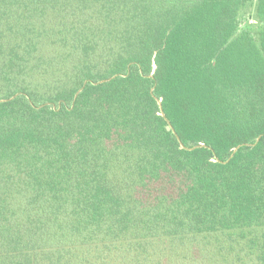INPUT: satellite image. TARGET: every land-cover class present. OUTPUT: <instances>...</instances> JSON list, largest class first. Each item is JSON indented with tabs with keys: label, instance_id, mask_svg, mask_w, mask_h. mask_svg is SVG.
<instances>
[{
	"label": "trees",
	"instance_id": "1",
	"mask_svg": "<svg viewBox=\"0 0 264 264\" xmlns=\"http://www.w3.org/2000/svg\"><path fill=\"white\" fill-rule=\"evenodd\" d=\"M0 264H264V0H0Z\"/></svg>",
	"mask_w": 264,
	"mask_h": 264
},
{
	"label": "rangeland",
	"instance_id": "2",
	"mask_svg": "<svg viewBox=\"0 0 264 264\" xmlns=\"http://www.w3.org/2000/svg\"><path fill=\"white\" fill-rule=\"evenodd\" d=\"M253 8L252 7H248L246 12L240 17V22H239V28L240 29H245L247 26L248 22H252V20L248 21V17H249V13L248 12H252Z\"/></svg>",
	"mask_w": 264,
	"mask_h": 264
},
{
	"label": "water",
	"instance_id": "3",
	"mask_svg": "<svg viewBox=\"0 0 264 264\" xmlns=\"http://www.w3.org/2000/svg\"><path fill=\"white\" fill-rule=\"evenodd\" d=\"M155 69H156V64L154 63L153 73H154ZM77 94H78V93H77ZM159 102H160V104H161V109L163 110V107H162V99H160ZM162 114L165 115V112L162 111ZM167 121H168L167 129H168V130H172L173 128H172V125L170 124V121H169L168 119H167ZM173 130H174V129H173ZM174 132H175V130H174ZM260 137H261V136H260ZM260 137L257 138L256 142L259 141ZM256 142H255V143H256ZM255 143H246V144H247V145H253V144H255ZM240 146H241V144L238 145V146H236V148L234 149V152H235ZM194 147H196V146H193V147H191V148H194ZM228 160H229V159H228ZM228 160H227V161H228Z\"/></svg>",
	"mask_w": 264,
	"mask_h": 264
}]
</instances>
